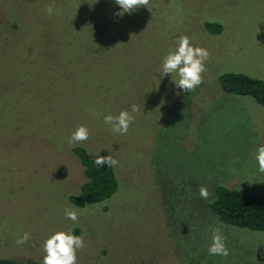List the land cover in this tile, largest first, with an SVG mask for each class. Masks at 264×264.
Here are the masks:
<instances>
[{
  "label": "rangeland",
  "instance_id": "1",
  "mask_svg": "<svg viewBox=\"0 0 264 264\" xmlns=\"http://www.w3.org/2000/svg\"><path fill=\"white\" fill-rule=\"evenodd\" d=\"M120 11L115 0H0V258L42 264L50 235L78 229L77 264H264V233L223 224L230 255H209V229L221 223L194 208L206 201L201 186L264 199L255 160L264 107L218 82L223 72L264 81V0H150ZM182 35L210 53L191 93L175 73L161 77ZM124 110L134 123L113 133L104 117ZM81 125L88 140L70 145ZM75 146L119 161L113 199L84 209L68 201L84 182ZM25 232L31 239L17 246Z\"/></svg>",
  "mask_w": 264,
  "mask_h": 264
},
{
  "label": "clouds",
  "instance_id": "2",
  "mask_svg": "<svg viewBox=\"0 0 264 264\" xmlns=\"http://www.w3.org/2000/svg\"><path fill=\"white\" fill-rule=\"evenodd\" d=\"M150 0H115L122 11L115 13L117 16H123L130 13L134 9L147 7ZM45 13L52 15L54 11L53 5L45 6ZM176 46L170 50L164 57L161 67V77L175 73L178 79L174 82L178 89L185 93H191L200 86L203 81V73L207 71L206 62L210 58V53L202 47H194L187 35L180 36L175 42ZM139 106L132 105L131 113H138ZM135 117L124 110L118 115H107L104 117V124L110 127L113 133L125 135L128 133L130 125L134 123ZM89 138V130L81 125L68 137L70 145L83 143ZM255 160L258 164V171L264 173V145L257 149ZM94 165L102 168L107 165L108 168L119 166V161L112 155L97 156L94 159ZM211 193L205 186L199 188V196L208 200ZM65 218L72 222L78 221V215L75 210L65 209ZM223 225H217L209 229L211 231V243L208 248L209 255L228 257L230 249L226 246V237L222 232ZM31 239L28 232L18 238L15 243L17 246L26 244ZM85 247V241L82 236L72 234L71 231H57L50 235L43 242V252L45 253L42 264H77V251Z\"/></svg>",
  "mask_w": 264,
  "mask_h": 264
},
{
  "label": "trees",
  "instance_id": "3",
  "mask_svg": "<svg viewBox=\"0 0 264 264\" xmlns=\"http://www.w3.org/2000/svg\"><path fill=\"white\" fill-rule=\"evenodd\" d=\"M204 29L211 34H219L223 27L216 22H205ZM222 91L233 96L251 97L264 107V81L241 73L223 72L218 77ZM71 153L83 169L84 182L80 184L78 193L69 195L68 201L79 209L103 204L117 195L119 181L114 168L107 165L98 168L94 158L90 157L85 148L75 146ZM211 193V191H210ZM203 203L194 202V208L199 209L198 218L213 220L226 226L250 232L264 233V199L254 194H248L236 189L217 185ZM193 205V200L190 201ZM79 234L78 229L71 231ZM0 264H31L24 261L0 258Z\"/></svg>",
  "mask_w": 264,
  "mask_h": 264
}]
</instances>
